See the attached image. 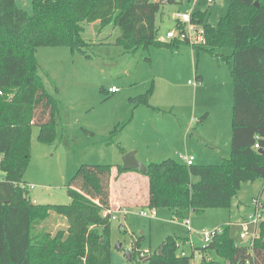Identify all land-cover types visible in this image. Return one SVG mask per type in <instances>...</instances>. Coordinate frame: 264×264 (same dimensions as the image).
Here are the masks:
<instances>
[{"label": "trees", "instance_id": "trees-1", "mask_svg": "<svg viewBox=\"0 0 264 264\" xmlns=\"http://www.w3.org/2000/svg\"><path fill=\"white\" fill-rule=\"evenodd\" d=\"M32 2L30 14L16 0H0V264L112 263L110 184L112 177L130 170L123 165H81L68 184L69 204L35 203L24 178L31 161L32 126L39 127L41 142L54 143L59 125V99L44 84L36 52L45 46L70 47L90 57L86 49L91 43L84 36L88 24L97 23L99 30L117 27L115 42L131 54L152 44L174 49L185 43L224 59L220 50L233 46L231 155L220 164L188 165L174 158L150 163L143 208H169L174 219L183 220L208 208L229 207L244 183L264 179V0H233L218 27L204 22L205 13H194L202 14L204 45L180 37L160 39L156 21L163 0ZM197 79L202 75L197 73ZM52 212L67 221L56 233L40 229ZM222 228L200 248L201 264H264V236H256L251 246L240 245L229 226ZM138 245L136 241L133 249ZM180 246V239L169 236L163 252H151L147 263L191 264L199 248L187 256L179 253Z\"/></svg>", "mask_w": 264, "mask_h": 264}, {"label": "rangeland", "instance_id": "rangeland-1", "mask_svg": "<svg viewBox=\"0 0 264 264\" xmlns=\"http://www.w3.org/2000/svg\"><path fill=\"white\" fill-rule=\"evenodd\" d=\"M19 2L34 13L32 0ZM232 2L163 1L156 21L159 37L171 41L169 31L187 32L188 26L177 17L179 12L193 13L196 28H203L202 14L197 12L205 13V23L218 27ZM97 25L88 24L84 32L91 43L86 49L90 57L70 47L45 46L36 52L44 84L59 99V125L54 143L41 142L39 127L32 126L31 161L24 178L35 203L69 204L68 184L79 167L123 165L122 149L137 150V158L147 165L168 157L179 160L180 154L196 155V164H220L231 155L233 46L220 50L227 56L224 59L185 43L174 49L152 44L149 50L131 54L115 42L120 35L117 27L99 30ZM185 38L195 45L206 41ZM112 86L120 91L109 92ZM143 97L146 102L140 100ZM146 182L147 176L131 170L112 177V208L117 218L112 222L111 264H148L140 259L142 253L161 249L169 236L180 239V254L192 256L199 248L191 264H201L206 230L229 226L234 242L240 245L250 244L253 235L264 236L252 221L254 199L261 197L264 212V179L244 183L229 207L208 208L183 220L174 219L169 208L153 211L140 205L146 200ZM142 210L148 215L141 214ZM65 220L52 212L40 229L56 233ZM243 232L248 233L246 238ZM136 241L138 248L133 249ZM132 249L135 258L130 260Z\"/></svg>", "mask_w": 264, "mask_h": 264}, {"label": "built area", "instance_id": "built-area-1", "mask_svg": "<svg viewBox=\"0 0 264 264\" xmlns=\"http://www.w3.org/2000/svg\"><path fill=\"white\" fill-rule=\"evenodd\" d=\"M209 2H216L217 0H208ZM177 17L178 19L180 20V22L182 24H185L188 26V29H187V32H185L184 30H180L179 34L184 38L186 36H189V37H194L195 40H202L204 38V30L203 28L200 29V28H196V25L198 24V22H196L197 24L195 25L194 24V16H193V13L189 12V11H186V12H179L177 14ZM168 37H176L177 34L174 32V31H169L168 34H167ZM120 91V88L117 87V86H112L110 89H109V92L111 93H117ZM1 93V91H0ZM256 148H259V144H256L255 146ZM195 159L196 157L194 155H190V156H181V160L184 161L186 164L188 165H192L195 163ZM254 203L255 204H258V207H257V210H255V215L252 216V221L253 223L256 225V228L258 227V223L260 221V219L262 218V216L264 215V212L262 210L263 208V205L261 203V199L260 198H256L254 199ZM155 211V210H153ZM112 213V217L113 219H116L117 216L114 214V211H110ZM126 212V211H124ZM141 214L147 216L148 215V212L146 210H142L141 211ZM187 225L190 226V220L187 219L186 221ZM216 231L218 232H222V229H216L214 231H204V238H205V241L207 243H209L212 238L214 237ZM256 231V229H255ZM248 236V233L247 232H243L242 233V238H246ZM254 239H255V235H253V237L250 239L251 240V243L250 244H246V245H252L253 242H254ZM151 253L150 250H146L142 253L143 256H147ZM183 255H186L184 252H183ZM247 264H250V262H247Z\"/></svg>", "mask_w": 264, "mask_h": 264}, {"label": "water", "instance_id": "water-1", "mask_svg": "<svg viewBox=\"0 0 264 264\" xmlns=\"http://www.w3.org/2000/svg\"><path fill=\"white\" fill-rule=\"evenodd\" d=\"M164 2H168V0H163ZM256 5H259V1H256ZM137 150H131L124 154L123 156V168L126 170H134L138 171L142 174H145L148 167L147 164H144L137 158ZM160 253L163 252L161 248L159 250ZM129 259L132 260L133 256L131 253H128ZM144 263L149 261V256H141L140 258Z\"/></svg>", "mask_w": 264, "mask_h": 264}, {"label": "crops", "instance_id": "crops-1", "mask_svg": "<svg viewBox=\"0 0 264 264\" xmlns=\"http://www.w3.org/2000/svg\"><path fill=\"white\" fill-rule=\"evenodd\" d=\"M17 1V3L21 6V7H23L24 5H22L20 2H19V0H16ZM155 1H159V0H155ZM203 78V77H202ZM190 155H194V154H190ZM190 155H183V156H190ZM181 156H182V154H180L179 155V160H181ZM195 157H196V155H194ZM168 158H172V157H168ZM196 161H197V157H196V159H195V163H196ZM134 172H138V171H134ZM141 174V173H140ZM146 177V176H145ZM146 192H147V196H148V179H147V182H146ZM111 187H112V185L110 184V191L112 190L111 189ZM130 189L131 190H133L134 191V189H133V187L131 188L130 187ZM116 191L120 194L121 193V191L119 190H117L116 189ZM135 192V191H134ZM147 196H146V200L143 202V203H140V205H144V204H146V202H147ZM113 197H114V191H111V203H112V200H113ZM259 198H261V197H259ZM136 204V203H135ZM66 225H67V221L65 220V222L62 224V228H65L66 227Z\"/></svg>", "mask_w": 264, "mask_h": 264}]
</instances>
